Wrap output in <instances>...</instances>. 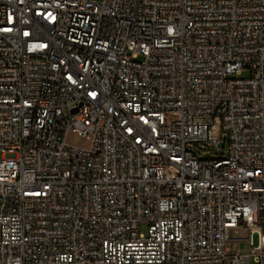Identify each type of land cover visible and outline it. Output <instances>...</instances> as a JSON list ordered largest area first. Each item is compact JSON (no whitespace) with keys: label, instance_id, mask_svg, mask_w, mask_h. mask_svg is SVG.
Segmentation results:
<instances>
[{"label":"built area","instance_id":"obj_1","mask_svg":"<svg viewBox=\"0 0 264 264\" xmlns=\"http://www.w3.org/2000/svg\"><path fill=\"white\" fill-rule=\"evenodd\" d=\"M263 220L264 0H0V264H264Z\"/></svg>","mask_w":264,"mask_h":264},{"label":"rangeland","instance_id":"obj_2","mask_svg":"<svg viewBox=\"0 0 264 264\" xmlns=\"http://www.w3.org/2000/svg\"><path fill=\"white\" fill-rule=\"evenodd\" d=\"M247 71L244 72V75H247ZM213 132L214 134H222V130L220 128V123H219V120L216 119V122H215V127L213 129ZM201 149H207L205 147L204 144H201L199 147L197 146V148L195 149L198 153H200V156H208L210 155L211 157L215 156L214 152H208V151H202ZM147 228H148V224L146 222H143L141 224V231L142 232H147ZM261 231L262 233L264 234V220L262 221L261 223ZM251 235V230L250 229H232L231 230V236L232 238H239V239H242V240H238L236 242H232V244H236L237 247H239L241 250H244L246 251L247 253H250L251 250H250V247L247 248V240H245V238H249ZM253 236V243L255 245H258L259 244V234L258 233H254L252 234ZM249 264H258L254 257H250L249 259Z\"/></svg>","mask_w":264,"mask_h":264}]
</instances>
